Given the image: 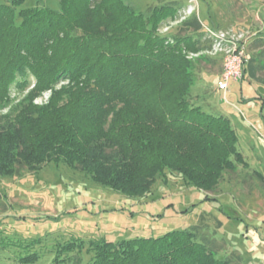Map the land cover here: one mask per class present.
I'll use <instances>...</instances> for the list:
<instances>
[{
  "label": "trees",
  "instance_id": "trees-1",
  "mask_svg": "<svg viewBox=\"0 0 264 264\" xmlns=\"http://www.w3.org/2000/svg\"><path fill=\"white\" fill-rule=\"evenodd\" d=\"M25 1L0 2V175L63 162L136 198L170 173L211 189L233 167L229 118L190 94L195 61L187 53L208 47L199 16L160 34L178 16L174 4L144 13L127 0H58V8ZM47 90L48 101L35 103ZM199 236L173 229L90 241L87 264H240ZM81 249L65 241L55 262L82 264Z\"/></svg>",
  "mask_w": 264,
  "mask_h": 264
},
{
  "label": "rangeland",
  "instance_id": "rangeland-1",
  "mask_svg": "<svg viewBox=\"0 0 264 264\" xmlns=\"http://www.w3.org/2000/svg\"><path fill=\"white\" fill-rule=\"evenodd\" d=\"M36 1L58 8V0H26L25 5ZM127 2L144 13L161 3L177 6L178 16L160 26V34L195 14L202 26L240 37L245 70L230 82L227 101L217 89L221 56L207 53V47L187 53L195 61L190 94L203 110L229 118L239 158L231 157L233 167L224 170L211 189L187 185L181 176L170 173L166 182L157 177L151 192L136 198L98 184L63 162L2 174L0 264H69L55 259L58 246L71 240L82 243L79 255L87 264L92 256L87 249L90 241L116 243L173 229L195 230L219 256L238 257L240 264H264V0ZM204 36L209 45L208 34ZM62 83L66 81L57 88ZM50 93L45 91L34 102L46 103ZM31 253L36 254L35 261L19 262Z\"/></svg>",
  "mask_w": 264,
  "mask_h": 264
},
{
  "label": "built area",
  "instance_id": "built-area-1",
  "mask_svg": "<svg viewBox=\"0 0 264 264\" xmlns=\"http://www.w3.org/2000/svg\"><path fill=\"white\" fill-rule=\"evenodd\" d=\"M203 28L211 40L206 52L212 55H220L222 59V70L217 80V89L223 92V98L226 100L225 95L230 82L237 81L242 77L246 62L244 47L239 41L240 37H236L234 34L228 35L225 30H215L207 26H203Z\"/></svg>",
  "mask_w": 264,
  "mask_h": 264
}]
</instances>
